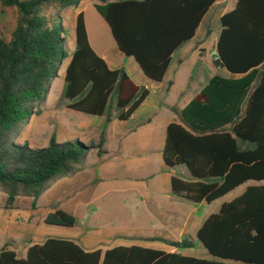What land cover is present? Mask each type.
<instances>
[{"label":"trees","instance_id":"obj_1","mask_svg":"<svg viewBox=\"0 0 264 264\" xmlns=\"http://www.w3.org/2000/svg\"><path fill=\"white\" fill-rule=\"evenodd\" d=\"M96 13L110 30L118 50L131 57L146 78L161 82L172 55L196 33L216 0H96ZM81 0H0L15 8L17 17L9 39L0 36V191L5 207L17 197H30L32 208L57 181L83 169L91 150L106 154L105 129L97 142L59 143L54 135L44 148L32 149L16 139L41 105L58 77L65 51V30L59 11ZM214 67L230 77H210L181 110L172 109L179 123L166 128L164 165L183 166L190 181L171 178L174 196L192 203L211 202L247 182H264V0H236L219 20ZM75 45L65 68L58 105L91 116L111 110L118 121L131 118L149 95L136 86L123 68L112 70L90 46L84 17L76 16ZM50 226L72 228L76 218L56 207L44 217ZM195 238L211 259L141 246H116L85 251L68 239L47 238L32 244L24 258L5 243L0 264H264V184L250 185L209 215ZM176 250L195 242L151 239Z\"/></svg>","mask_w":264,"mask_h":264},{"label":"crops","instance_id":"obj_2","mask_svg":"<svg viewBox=\"0 0 264 264\" xmlns=\"http://www.w3.org/2000/svg\"><path fill=\"white\" fill-rule=\"evenodd\" d=\"M89 2L92 7L97 3L96 0H90ZM232 2L233 3L230 5H227L226 0H216L210 8L215 6L220 8L218 12V20H220V17L224 13L233 9L236 0H232ZM82 5L83 0H81L76 7H70L62 11H59L56 7V13L54 15L58 14L62 26H64L66 18L70 19L73 17L74 20H76V16L79 13H82ZM94 18L98 24V28L93 29L91 33H89L88 30L87 34L92 49L98 56L104 59L110 69L115 70L123 68L131 81L136 86H143L146 88L149 91V95L141 103L131 118L126 121H118L115 118L114 110H111L110 112L111 121L108 123H105V115L100 117L87 115L89 118H92V121L86 123L88 124L86 129L94 127L100 130L99 135L102 128L105 129L106 154L99 157L96 150H91L85 158L83 169L72 177L63 178L57 181V183H54L55 187L60 185V183L68 184L67 181H74L77 178L80 179L81 176L89 175L86 184L83 183L80 188L72 191L73 196L81 193V191H88L87 193L82 194L80 204L83 206L84 214L87 216L84 224L87 223L92 225L87 226L86 228L84 227V231L85 229H95L96 224L108 222L107 219V221L103 220V222L100 220V216H103V214L95 208L97 207V200L101 197V191L106 188V184L115 187L116 184L120 182L119 180L123 179L126 181V184L121 186V189L123 190V199L119 202L120 205L125 207V209L117 212L124 216V219L122 220L126 222V225L123 229L131 227L134 230L144 231L145 233L136 235H130L128 233L126 235L119 234V238L126 237L142 240H171L170 238L181 240L186 237L193 238L203 221L209 216L207 215L200 219L198 209L202 205H210L214 201L210 204L204 202L196 204L174 196L171 192V178L175 176L184 181H190L191 178L183 166H177L173 169L167 168L163 163L162 150L168 124L172 122L179 123L178 117L172 109H183L199 93L201 88L207 82V80H205L198 85L197 79L193 78L192 72L185 61L187 54L194 49V44L190 43L195 36L174 52L163 80L157 83L144 76L133 58L124 56L118 50L110 34V30L102 18L98 14ZM84 22L85 27L88 29L85 19ZM104 24L106 26H104ZM98 35H101L106 39L107 44H103ZM109 39L112 42H109ZM195 58L193 62L195 61ZM218 70L222 71V69ZM226 74H222L221 76L230 77L227 72ZM65 111L66 123L72 124L75 121V113L79 112L72 111L74 113H69L68 111L71 110L67 109H65ZM99 135L95 136L90 141L97 142ZM249 183L251 182L245 183L243 186L241 185V194L247 186L252 185ZM254 183L255 184L253 185L264 184V182ZM69 184H71V182H69ZM53 185L50 187L51 190L54 188H52ZM48 190L45 192H48ZM41 196L37 200V204H39ZM69 196V194H66L63 200L68 199ZM63 200L49 203L50 206L47 207L48 213L53 210V207L61 209L59 205L60 203H63ZM223 203L215 209L216 211L214 213L219 210ZM108 230L110 229L108 228ZM132 245L133 244H117L112 247ZM97 249L101 248L98 246L93 247L91 250L84 248L85 251H94ZM106 249L102 251H105ZM153 249H160L166 252H178V250L172 247L168 248L167 246V248H164L162 245ZM26 250L22 255L17 256L19 258H24Z\"/></svg>","mask_w":264,"mask_h":264},{"label":"rangeland","instance_id":"obj_3","mask_svg":"<svg viewBox=\"0 0 264 264\" xmlns=\"http://www.w3.org/2000/svg\"><path fill=\"white\" fill-rule=\"evenodd\" d=\"M89 1L90 0H83L82 5V13L88 26V29L86 28L87 34L88 30L89 33H91L93 29L98 28V24L94 18L97 16V13ZM226 3L230 5L233 2L232 0H226ZM219 9L220 8L216 6L210 8L207 15L203 18L193 41L190 43L194 44V49L187 54L185 59L192 72L193 78L197 79L198 85L208 80L212 75L226 74L225 70H217L214 67V59L211 55L212 52L215 51V44L220 30L218 20ZM55 13V5L47 6L42 9V14L47 18L52 17ZM16 17L17 11L15 8H2L0 6V36L5 40L9 39L10 33L15 26ZM74 24L75 20L73 17L70 19L66 18L63 27L66 39L65 51L68 57L62 62L58 77L53 81L46 101L41 105L40 115L32 116L28 120L16 139L17 144L27 143L30 148L36 149L46 147L51 135H54L56 141L59 143L76 139L84 143H89L92 138L99 135L100 130L94 127L86 129L88 126L86 123L92 121V118H89L85 114L75 113V121L72 124L66 123V111L64 107L58 105L57 101L62 90L65 66L68 63L75 45ZM104 26L106 25L104 24ZM98 36L101 38L103 44H107L106 39L101 35ZM109 42L112 41L109 39ZM194 58L195 61L193 62ZM68 112L74 113L72 111ZM88 177L89 175H84L81 176L80 179L77 178L74 181H67L68 184L60 183V185L56 187L54 184L52 190L50 188L48 192L42 194L39 204H36L35 208H32V199L30 197H17L12 206L5 207L6 194L0 191V249L7 243L9 244V248L20 256L30 245L40 244L47 238L68 239L78 244L81 248H88L90 250L95 246L104 250L117 244H133L146 248H156L162 245L164 248H167L162 242L150 241L151 239L119 238V234L126 235L128 233L130 235H136L145 233L144 231L134 230L130 226V228L123 229L126 225V222L122 220L124 216L117 213L125 209L119 202L123 199V190L121 186L126 184V181L123 179L119 180L120 182H118L115 187L106 184V188L101 191V197L97 200V207L95 208L103 214V216H100V220L103 222V220L107 219L108 222L96 224L95 229H85L84 231V227L86 228L92 225L87 223L84 224L87 216L84 214V208L80 204L82 194L88 191H81V193L75 194L74 196L72 191L80 188L83 183L86 184ZM69 182H71V184H69ZM249 184L253 185L255 183L251 182ZM242 186L214 201L210 205H202L198 209L200 219L201 217L214 213L216 211L215 209H217L221 203L228 202L240 195ZM66 194L70 196L68 199L63 200ZM60 200H63V203L59 205L60 208L76 218V225L73 228L50 226L44 223V217L48 213L47 207L50 206L49 203L58 202ZM118 219H121V222ZM108 228L111 231L108 230ZM170 239L176 240L174 238ZM190 239L195 242V246L192 249L178 250L181 255L199 259H211V256L201 247L195 237Z\"/></svg>","mask_w":264,"mask_h":264},{"label":"built area","instance_id":"obj_4","mask_svg":"<svg viewBox=\"0 0 264 264\" xmlns=\"http://www.w3.org/2000/svg\"><path fill=\"white\" fill-rule=\"evenodd\" d=\"M211 55L213 56V59L215 60L216 59V51H213Z\"/></svg>","mask_w":264,"mask_h":264}]
</instances>
